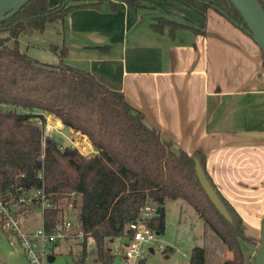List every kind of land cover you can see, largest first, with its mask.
Masks as SVG:
<instances>
[{
  "label": "trees",
  "instance_id": "trees-1",
  "mask_svg": "<svg viewBox=\"0 0 264 264\" xmlns=\"http://www.w3.org/2000/svg\"><path fill=\"white\" fill-rule=\"evenodd\" d=\"M105 1L62 0L51 7L49 0H30L12 17L0 21V33H8L0 35V103L15 108L0 109V197L18 202L23 211L29 212L38 208L42 199L24 205L23 191L44 187L46 198L53 204L43 210L44 225L49 230L63 216L66 199L77 210L78 230L86 235L84 255L87 237L91 236L101 264H113L116 258L106 247L107 239L128 235V225L139 218L148 201L158 204V215L150 225L162 233L166 202L181 199L228 245L233 253L229 264H250L242 241H254L245 234L242 216L210 176L204 153L189 154L175 147L172 140L148 125L145 114L122 91L109 88L90 71L65 63V45L59 51V64L41 62L21 48L22 36L43 32L48 23L63 24L76 9L99 10ZM186 1L203 11L218 10L251 36L231 3L221 7L210 0ZM259 1L264 7V0ZM151 27L157 32H164L166 27H170V33L184 28L199 31L166 17L155 19ZM36 111L52 114L87 136L98 153L86 156L75 147L63 148L54 137L45 139L44 128L35 119L45 124L46 117ZM196 159L232 221L204 190L196 173ZM189 264H205L203 247L192 249Z\"/></svg>",
  "mask_w": 264,
  "mask_h": 264
},
{
  "label": "crops",
  "instance_id": "crops-1",
  "mask_svg": "<svg viewBox=\"0 0 264 264\" xmlns=\"http://www.w3.org/2000/svg\"><path fill=\"white\" fill-rule=\"evenodd\" d=\"M61 1L49 0V4L55 7ZM149 1V5H140L136 0H106L99 10L84 7L72 11L62 24L63 44L68 49L64 61L122 91L145 114L148 125L172 140L175 147L189 154L204 153L210 176L242 216L245 234L254 241L248 243L254 247L260 242L264 219L263 52L249 34L214 8L203 11L188 2L195 8L191 9L180 0ZM171 2V9L162 6ZM213 2L230 6L229 0ZM159 17H171L199 31L184 28L170 33L166 27L157 32L151 23ZM36 113L62 125L57 135L64 148L75 147L86 156L98 153L87 136L52 114ZM65 128L74 136L85 137L84 146L63 132ZM180 201L170 200L164 206V238L168 204L176 202L180 210ZM197 214L195 228L198 224L203 227L193 239L192 249H205V264L214 260L229 264L232 251ZM255 232L259 238L252 236ZM118 238L124 241L120 248L115 246ZM197 238L203 244L198 245ZM127 240V235L108 238L106 247L116 257H123ZM170 250L174 249L168 247L165 252ZM50 258L55 260L52 255ZM141 261L147 264L148 260Z\"/></svg>",
  "mask_w": 264,
  "mask_h": 264
},
{
  "label": "rangeland",
  "instance_id": "rangeland-1",
  "mask_svg": "<svg viewBox=\"0 0 264 264\" xmlns=\"http://www.w3.org/2000/svg\"><path fill=\"white\" fill-rule=\"evenodd\" d=\"M140 5H149V0H136ZM179 1V0H177ZM216 2L227 3L228 0H211ZM180 3L184 4L191 9V6L187 1L180 0ZM174 3H162V6L171 9ZM229 7V6H228ZM197 11V10H194ZM171 18V17H169ZM0 35L7 36V32H1ZM64 28L63 25L58 23H48L43 32H36L33 35H24L20 38V46L23 50H26L31 56L37 58L41 62L49 64H59L60 63V49L63 47L64 40ZM52 47H57L59 50L55 51ZM0 109L11 110L15 109L12 106L0 103ZM19 111V110H18ZM20 111H22L20 109ZM47 125L51 126V133L53 137L58 136L61 133L62 125L55 123L54 119H46ZM63 132L68 134L71 139L78 146H84L83 139L85 137L80 135H72L68 128L63 129ZM64 148V144H61ZM82 149V148H81ZM184 203V204H183ZM176 202H170L168 204L169 214H168V229L167 238H164L163 234L157 233L161 244L167 248L172 247L174 250L169 252H163L159 248L155 249V253L148 251L145 254L147 258V264H189L191 257V250L193 245V239L197 237V233H200L203 226L198 224L195 228L194 216L197 211L187 202L180 201V210ZM64 214L68 217L77 220V210L72 208V206L67 203L66 199H63ZM180 212V228L177 227L178 216ZM198 215V214H197ZM201 221L205 223L208 227L210 225L205 222L203 218ZM43 225V211L40 207L33 208L29 210L26 217L25 230H36ZM214 232V230L210 227ZM247 232L250 234L249 229ZM257 233V234H256ZM255 238H259L258 232L252 234ZM261 238V235H260ZM10 237L5 233V231L0 226V264H28V261L21 250L14 249L9 244ZM198 245L203 244L202 241L197 238ZM123 239H117L115 246L120 248L123 244ZM254 247H251L248 242L242 241V247L246 258H251L250 264H257L256 260V250L259 243L255 242ZM84 246L79 240L61 241L60 243L52 246L50 248V255L55 257L54 261L47 260L45 264H101L98 261L97 248L94 239L91 236L87 237V247L86 254L84 255ZM166 250V251H167ZM119 251H122L120 249ZM170 254L169 259L166 255ZM218 254V253H216ZM218 260V258L216 257ZM211 264H220L218 261L214 260Z\"/></svg>",
  "mask_w": 264,
  "mask_h": 264
},
{
  "label": "built area",
  "instance_id": "built-area-1",
  "mask_svg": "<svg viewBox=\"0 0 264 264\" xmlns=\"http://www.w3.org/2000/svg\"><path fill=\"white\" fill-rule=\"evenodd\" d=\"M35 122L44 128L45 139L53 137L51 126L47 125V120L44 124L41 119L36 118ZM23 192L26 193V196L21 199L24 205H32L35 198H41L42 203L38 207L42 211L46 207L53 206L45 196L44 187ZM27 215L28 211H23L18 202L0 197L1 227L10 237L9 244L24 253L28 264H45L47 260H50V248L61 241L79 240L83 242L86 239L85 233L78 230V220H74L66 214H63L53 229H47L43 220V225L32 231L24 228ZM157 215L158 204L148 201L141 208L139 218L128 225L129 234L127 235L123 264H139L150 248H159L163 252L167 250L158 238L157 233L160 232L150 225L152 219Z\"/></svg>",
  "mask_w": 264,
  "mask_h": 264
},
{
  "label": "water",
  "instance_id": "water-1",
  "mask_svg": "<svg viewBox=\"0 0 264 264\" xmlns=\"http://www.w3.org/2000/svg\"><path fill=\"white\" fill-rule=\"evenodd\" d=\"M29 1L30 0H0V21L12 17ZM229 2L239 11L248 26V31L251 33V37L259 45L262 52L264 53V7L261 2L259 0H229ZM54 138L57 142L60 141L58 136H55ZM195 161L196 173L207 195L218 208V210L229 221H232L229 210L221 200L217 190L207 178L200 161L198 159ZM256 260L257 264H264V223L262 225L259 246L256 251ZM141 262V264H145V261ZM113 264H123V257H116Z\"/></svg>",
  "mask_w": 264,
  "mask_h": 264
}]
</instances>
